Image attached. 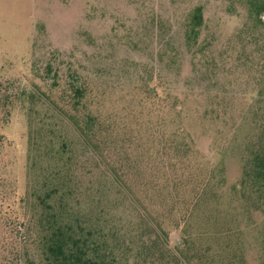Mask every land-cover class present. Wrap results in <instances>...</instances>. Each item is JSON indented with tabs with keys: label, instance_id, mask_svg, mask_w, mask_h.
I'll list each match as a JSON object with an SVG mask.
<instances>
[{
	"label": "rangeland",
	"instance_id": "374dc122",
	"mask_svg": "<svg viewBox=\"0 0 264 264\" xmlns=\"http://www.w3.org/2000/svg\"><path fill=\"white\" fill-rule=\"evenodd\" d=\"M198 7L203 25L189 40ZM262 21L241 0H0V167L9 191L26 194L31 147L51 149L43 136L65 140L79 163L98 162L62 110V89L85 83L108 135L103 158L109 165L121 152L126 174L121 188L92 167L95 205L126 223L136 199L158 220L168 214L169 229L185 217L170 247L199 264H264V214L241 201L247 151L264 122Z\"/></svg>",
	"mask_w": 264,
	"mask_h": 264
},
{
	"label": "trees",
	"instance_id": "16d2710c",
	"mask_svg": "<svg viewBox=\"0 0 264 264\" xmlns=\"http://www.w3.org/2000/svg\"><path fill=\"white\" fill-rule=\"evenodd\" d=\"M241 1L247 4L251 17L263 22L264 0ZM202 25L203 9L198 7L192 14L189 40L198 36ZM150 89L154 97L158 96L156 87ZM61 94L62 110L68 121L99 160L79 163L65 140L56 144L50 136H43L51 149L40 154L31 147L32 162L35 161L28 169L29 185L23 197H17V185L9 191L11 186L4 181L0 167V224L6 228L1 235L5 241L3 251H8L0 264H199L200 257L182 256L170 247V234L181 229L185 217L174 219L169 229L164 225L168 214L158 220L136 199L135 216L126 223L117 209L109 213L101 202L95 205L91 198L96 187L92 167L106 168L121 187V179L126 176L124 171L122 175L119 172L122 155L116 152L118 160L111 156L109 165L104 160L108 135L101 115L93 111L89 103L86 84L70 83ZM7 105L5 102L4 106ZM262 124L257 140L247 151L241 201L249 210L264 214V122ZM29 138L32 144L34 135L30 134ZM4 140L1 136L0 149ZM42 158H46V163L38 167ZM32 173L36 174L34 179ZM185 242L188 245V241Z\"/></svg>",
	"mask_w": 264,
	"mask_h": 264
}]
</instances>
